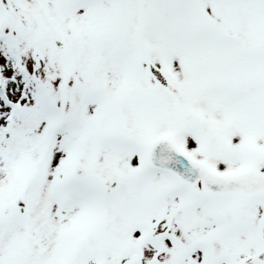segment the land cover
Here are the masks:
<instances>
[{
	"label": "snow or ice",
	"instance_id": "snow-or-ice-1",
	"mask_svg": "<svg viewBox=\"0 0 264 264\" xmlns=\"http://www.w3.org/2000/svg\"><path fill=\"white\" fill-rule=\"evenodd\" d=\"M0 264H264V0H0Z\"/></svg>",
	"mask_w": 264,
	"mask_h": 264
}]
</instances>
